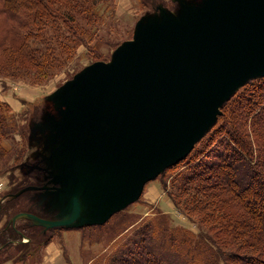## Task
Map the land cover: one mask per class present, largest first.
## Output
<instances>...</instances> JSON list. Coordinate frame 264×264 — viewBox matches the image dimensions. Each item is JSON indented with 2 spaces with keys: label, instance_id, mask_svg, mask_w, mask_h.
Here are the masks:
<instances>
[{
  "label": "water",
  "instance_id": "1",
  "mask_svg": "<svg viewBox=\"0 0 264 264\" xmlns=\"http://www.w3.org/2000/svg\"><path fill=\"white\" fill-rule=\"evenodd\" d=\"M173 1L140 15L108 60L45 97L26 142L47 183L8 197L34 190L55 214L19 211L9 222L23 218L42 231L105 223L186 157L224 101L264 76V0Z\"/></svg>",
  "mask_w": 264,
  "mask_h": 264
},
{
  "label": "trees",
  "instance_id": "2",
  "mask_svg": "<svg viewBox=\"0 0 264 264\" xmlns=\"http://www.w3.org/2000/svg\"><path fill=\"white\" fill-rule=\"evenodd\" d=\"M104 1L108 0H0V14L3 15L2 19L5 24V31L0 32V44L8 39V41L18 43L20 47L18 52H6L8 60L14 61L23 57L37 71L63 63L66 55L74 54L76 45L93 38L95 27L102 20L99 6ZM141 1L154 7L161 0ZM11 16H16V26L8 23ZM79 20L84 21L85 24L80 26ZM78 25L80 29H77ZM44 26L47 28L44 29ZM49 40H52L56 47V53L52 56L49 49H45L44 53L38 55L28 46L29 43L47 45ZM50 46L54 47L52 43ZM6 48L7 46L4 47ZM6 53L3 54L6 55ZM57 56L58 59H56ZM96 56L97 54L93 57ZM240 88L242 90L238 91ZM240 88L222 103L220 114L210 127L211 129L214 125L216 126L221 120L220 125H224V132L228 134L229 142L219 138V145L213 150L212 156L205 158V152L202 155L203 151H198L199 153L195 154L196 162L195 157L189 156L192 148L186 157L161 172L163 175L166 170L174 168L179 163H184V169L177 173L179 182L175 183L179 192L170 193L172 202L188 217L196 212L200 218L207 221L209 217L207 214H213L215 224L210 222L211 227L216 229L217 233L224 232L229 235V239L219 241L208 233L209 231L201 230L199 233H194L183 227L167 226L161 219L156 218V223L146 224L136 229L131 239L123 241L119 248L114 249L107 257L108 264H264L263 258L256 255L248 254V256L242 255L241 257L236 253L238 255L232 258L224 248L226 245L232 247L240 239L244 241L243 245L247 251L255 250L258 246H262L264 240V211L256 206L253 207V204H248V200L242 195L245 193L250 197L254 192L259 199L264 201V158H262L264 145L261 147L264 144V100H262L264 76L251 79ZM253 94L260 95L259 102L263 103L257 105V101H254L257 107H253L250 111L246 110L244 113H236V106L239 102H248ZM15 118L8 105L0 101V159L5 154L1 140L8 137L12 128H15ZM245 123L249 139L246 138L248 142L250 141V148L246 147V153L244 152L245 155L242 156L245 157V171L242 175L244 178L241 180V186L239 188L232 186L234 181L229 180L231 172L228 169H221L225 170V183L222 190L210 186L207 184L210 177L205 170L216 169L215 171H218V168H229L235 163V154H239V148L231 144L230 140L236 142L239 138L242 141L239 135L235 134V128L244 134L245 129L242 127ZM14 155L17 158L19 153L16 152ZM26 155L28 157V153ZM35 173L26 174L29 179L25 180H20L9 173L8 191H10L7 193H13L25 185L41 186L45 183L42 177H36ZM240 190L243 193L239 194ZM30 193L31 191H26L15 198L8 197L0 203V220L5 218L0 227V252L10 247H20L16 253V260L20 262L25 261L28 255L36 252L39 246L47 242L55 230L53 227L42 232L40 226L32 225L25 219L16 220L14 224L9 222L10 217L21 210L30 211L39 216L44 215L33 203L28 202ZM181 194H186L181 199L182 201L179 199ZM202 200L211 206L209 212L205 211L206 206L198 205L202 203ZM182 203H185L184 208L181 206ZM235 206L243 210L244 216ZM22 237H27V240L22 241ZM142 248L145 250L142 260L136 259L133 253L140 252ZM259 253L264 256V248ZM164 254H168L170 259L165 258Z\"/></svg>",
  "mask_w": 264,
  "mask_h": 264
},
{
  "label": "rangeland",
  "instance_id": "3",
  "mask_svg": "<svg viewBox=\"0 0 264 264\" xmlns=\"http://www.w3.org/2000/svg\"><path fill=\"white\" fill-rule=\"evenodd\" d=\"M159 3L169 8H174L175 6L173 0H161ZM99 9L102 13V20L98 23L97 27H95L93 38L76 45L74 54L66 55L61 64H55L37 71L30 63L28 64L23 57L17 60L15 59L14 61L8 60V54L6 52H18V49H20L18 43L6 39L0 44V101L7 104L16 117L15 128H12L8 137L2 138L1 140L5 154L2 153L4 156L0 159V203L8 198L9 193L7 192L10 191H8L9 173L20 180H25L29 179V176L26 174H34L37 172L35 173L36 177H42L43 181L46 182L44 179L46 173L42 169L44 165L36 158L33 159L29 157V155L26 157V153H28V146L26 144L28 136L27 121L29 119L37 120L39 118L43 106L45 105V97L66 80L70 79L85 65L97 60H108L113 49L118 46L120 42L130 39L137 18L143 13L151 11L153 6L148 3H143L141 0H108L107 2L104 1L103 4L99 6ZM2 18L3 15L0 14V32L5 31V24ZM16 19V16H11L8 19V23L16 26ZM79 21L80 26L85 24L84 21ZM46 24L50 25L51 23ZM79 25L77 29H80ZM46 28L47 26H44V29ZM47 42V45L43 43H29L28 46L32 52L38 55L44 53L45 49H49L48 51H51L52 56V54L56 53L55 44L52 40ZM51 43L55 48L50 46ZM5 46H7L6 49H4ZM3 53H6V55ZM96 54L97 56L93 57ZM56 59H58V56ZM241 90L242 88L238 91ZM260 98V95L256 96V94H253L248 102L245 100V102L240 101L239 105L236 106L235 112L244 113L246 110H252L253 107H257L258 103H263L259 102ZM262 100H264V95L262 96ZM254 101H257V105L254 104ZM242 102L245 104L243 105ZM220 123L221 120L217 122L216 126L214 125L211 129L209 128L210 130L208 129V132L206 131L207 133L199 139L201 140L200 142L198 140L193 145V149L189 156L195 157V162L197 160L195 154L199 153L198 151H203L201 153L202 155H204L203 153L205 152V158H208L207 156H212L213 150L219 145V138L228 141L227 138H229V136L224 132V125H220ZM239 126H241L240 123ZM243 126L242 129H245L244 134L235 128V134L239 135L242 141H240L239 138L236 142L230 140L231 144L236 146L237 149L239 148V154H235V163L229 168H218V171H215L216 169L211 171L205 170L210 177L209 181H207V184L210 186L221 190L224 188V173L226 169L231 172L229 180L233 179L234 184H232V186L234 188H239L241 186V180L244 178L242 175L245 171V157L242 156L246 153V147L248 149L250 148V141H247L248 131L246 130V123ZM263 145L264 144H262L261 147ZM263 149L264 147L262 150ZM16 152L19 153L17 158L14 155ZM25 157L26 159L23 160ZM203 158L204 156L202 159ZM262 158H264V153H262ZM184 166V163H179L174 166V168L168 171L166 170L163 175L160 173L156 178L147 181L144 184L139 198L126 205L118 212L113 213L105 224L82 226L78 228L55 227L49 240L39 246L36 252L28 255L25 261L20 262L16 260V253L20 247H10L0 252V264H51L49 262L51 260V262H56L57 260V264H108L107 257L112 254L114 249L119 248L123 241L131 239L136 229L142 228V226L146 224L152 225L156 223V218L161 219L167 226L183 227L194 233L205 230L209 231L208 233L216 237L219 241L221 239L228 240L230 237L229 235L224 232L217 233L216 229L211 227L210 222L215 224V218L212 216L213 214H207V216H209L206 219L207 221L200 218L196 212L191 213V217L189 216V218L185 212L178 210L172 202L170 193L176 194L179 192L177 187H175V183L176 181L177 183L179 182L177 173L184 169ZM38 171L43 173H39ZM197 176H199V174H197ZM26 191H31L27 199L28 202L33 203L37 209L43 212L46 218L54 217V212L45 211L44 205L39 204L37 199L32 197L34 190ZM26 191H23L18 196L24 194ZM240 193H243L242 190H240L239 194ZM185 195L186 194H181L179 196L180 201H182L181 199H183ZM242 195L248 200V204H253V207L256 206L264 211V201L259 199L254 192L250 196L253 198H250L245 193ZM204 196L206 197L205 194ZM198 205L203 207L206 206L204 207L205 211H210L211 206H208L205 200H202V203ZM181 206L184 208L185 203H182ZM239 209L240 208H238V210ZM22 211L30 212L24 210L20 212ZM239 211H241L242 216H244L243 210ZM211 213H213V211ZM44 215L41 217H44ZM4 219L0 220V227ZM26 240L27 237H22V241ZM243 242L244 241L239 239V242H236L232 247H227L226 245L224 248L232 258H235L238 254H240L241 257H243L242 255L248 256L249 254L250 256H259L264 260V256L259 253V251L264 248V240L262 246H258L255 250L251 249L249 251H247ZM144 252L145 250L142 248L140 252L133 253V255L136 259L139 258V260H142V254H144ZM163 256L170 259L168 254H164Z\"/></svg>",
  "mask_w": 264,
  "mask_h": 264
},
{
  "label": "crops",
  "instance_id": "4",
  "mask_svg": "<svg viewBox=\"0 0 264 264\" xmlns=\"http://www.w3.org/2000/svg\"><path fill=\"white\" fill-rule=\"evenodd\" d=\"M52 261V260H51ZM51 261H49L51 264H57L56 262H57V260H56V262L55 261H53V262H51ZM20 264V263H19Z\"/></svg>",
  "mask_w": 264,
  "mask_h": 264
},
{
  "label": "flooded vegetation",
  "instance_id": "5",
  "mask_svg": "<svg viewBox=\"0 0 264 264\" xmlns=\"http://www.w3.org/2000/svg\"><path fill=\"white\" fill-rule=\"evenodd\" d=\"M43 173V172H42Z\"/></svg>",
  "mask_w": 264,
  "mask_h": 264
}]
</instances>
